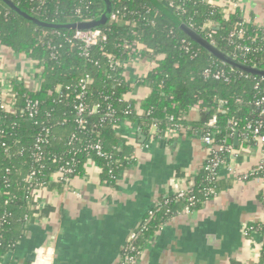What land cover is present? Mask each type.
Listing matches in <instances>:
<instances>
[{"label":"trees","instance_id":"1","mask_svg":"<svg viewBox=\"0 0 264 264\" xmlns=\"http://www.w3.org/2000/svg\"><path fill=\"white\" fill-rule=\"evenodd\" d=\"M23 12L47 24L69 25L100 20L106 13L105 0H11ZM111 14L121 12L123 22L110 20L93 29L107 35V42L86 50L74 39L77 29H46L34 25L14 13L0 0V44L17 54L25 55L37 68V89H30L22 79H12L10 86L15 95L17 113L0 108V263L20 241L18 225L28 222L31 215H46L51 209L41 208L33 192L41 187L65 186L54 183V173L62 167L71 168L72 178L82 176L91 161L101 171V183L112 187L132 163L126 155L125 142L116 129L122 120L135 121L147 132L152 125L160 131L170 127L194 126L206 131L209 121L217 119L216 143L236 149L234 138L247 132L249 124L262 122L264 116L256 102L264 96V77L234 69L211 55L191 40L181 25L192 26L222 52L248 66L258 64L264 71V27L244 25L246 35L237 34L244 18L238 10L228 18L217 7L204 0H109ZM181 6L180 11L169 4ZM80 12V14H79ZM111 16V15H110ZM211 24L204 30L205 25ZM191 44L189 51L183 41ZM139 43L146 50L143 59L154 61V68L137 84L148 87L151 94L138 106L125 97L131 92L125 68H111L110 59L129 63L137 55L126 45ZM247 49V51L245 50ZM223 73L225 79H206L204 72ZM90 77L84 101L90 110L99 105V113L84 115L87 125L76 123L80 101L81 82ZM260 86L256 90V85ZM1 90V86H0ZM37 104L36 114L28 111ZM198 107L200 122L186 117ZM113 113L114 117L106 115ZM127 112L129 114H127ZM236 124V126H234ZM41 145L45 159L37 161V140L46 138ZM73 136L76 139L73 141ZM102 143L107 158H101L91 149ZM256 144L253 137L245 142ZM120 146L123 147L121 150ZM126 153V154H125ZM56 157V160L54 158ZM36 171V181L27 182ZM210 175L202 170L196 178L193 195L199 200L197 208L208 202L206 189L211 187ZM218 189L219 182L216 183ZM168 201V205L164 202ZM185 201L169 197L143 219L135 245L141 251L148 240L172 219ZM170 211V213H168ZM30 215V216H29ZM259 232L264 236V224ZM259 264H264V251Z\"/></svg>","mask_w":264,"mask_h":264},{"label":"crops","instance_id":"2","mask_svg":"<svg viewBox=\"0 0 264 264\" xmlns=\"http://www.w3.org/2000/svg\"><path fill=\"white\" fill-rule=\"evenodd\" d=\"M223 10L229 0H209ZM240 12L251 24L264 27V0H242ZM210 28L212 25L207 24ZM150 61V60H149ZM151 63L126 70L131 92L126 96L141 106L150 96L148 87L135 80L146 76ZM35 63L0 44V86L22 79L37 89ZM199 109L186 117L200 122ZM116 133L123 138L131 165L114 186L101 183V171L89 163L84 174L68 186L53 185L34 199L48 214L31 215L18 225L20 241L0 264H34L37 250L53 247L54 264H119L128 239L162 199L194 187L208 151L194 126L145 132L139 123L122 120ZM239 153L232 167L239 173L255 169L260 144L243 143L236 135ZM121 150L123 149L120 146ZM53 182L58 180L52 177ZM220 187L214 199L191 212L180 207L170 221L148 240L138 264H259L264 236H244L247 227L264 223V183L239 182L228 169L220 170ZM30 216V215H29Z\"/></svg>","mask_w":264,"mask_h":264},{"label":"built area","instance_id":"3","mask_svg":"<svg viewBox=\"0 0 264 264\" xmlns=\"http://www.w3.org/2000/svg\"><path fill=\"white\" fill-rule=\"evenodd\" d=\"M205 3L211 5V6H216L212 1L209 0H204ZM242 0H229L228 1V6L223 10L224 17L228 18L230 15L236 13L240 8H242ZM169 7L172 9H176L180 11L182 7L175 6L173 3L169 4ZM218 7V6H217ZM80 14V12H79ZM124 15L121 14V12L117 11L111 14L110 20L112 22L116 23H121L123 22ZM93 21V20H92ZM85 22V21H84ZM86 22H91V21H86ZM251 24L249 21L246 19L244 20V24L241 25V28L239 29L237 34L232 35V38L235 35H238L240 38H244L246 35V30L244 28V25ZM194 30L192 26H189ZM209 28L208 25H205L204 30ZM74 39L78 42H80L83 47L88 51L93 47H96L100 44L106 43L107 42V35L103 30L100 29H91V30H77ZM213 45L214 43L211 42ZM184 48L186 51H189L191 48V44L188 43L186 40L183 41ZM126 49H129L133 54H136L137 57L133 60L130 61L129 63H122V62H116L114 59H110V65L111 68L119 67V68H125L128 70L131 66L134 65H141L142 63H151L153 66H155L154 61H149L146 59H143L140 55V52L143 50H146L145 46L139 43H133L132 45H126ZM247 51V49H245ZM260 54L264 53V47H262L259 50ZM254 66H250L252 68L258 69V64L253 62ZM243 64V63H242ZM245 66H248L246 64H243ZM144 76H140L139 78H142ZM204 77L206 79L209 78H214L217 80L220 79H226L224 72L223 73H213L211 70L207 69L204 72ZM135 80V83L137 80ZM91 83L90 77H87L84 79L81 84V92L78 94L77 99L80 101V103L76 107V111L78 114V118L76 120V123L80 128L85 127L87 125V120L86 117L84 116L87 111L91 115H95L99 113L100 106L95 105L93 106L90 110H88V106L86 105L84 98L86 96V90L88 85ZM29 87V86H28ZM30 88V87H29ZM260 86L259 84L256 85L255 89L259 90ZM127 100V98L125 97ZM128 101V100H127ZM37 104L30 105L28 107V111L34 115L36 114L37 110ZM256 106L261 109V115L264 116V96H262L257 102ZM0 108L5 111V112H13L17 113L18 110L20 109L17 106L15 95L13 94L12 88L10 85H8L6 88L4 87L3 89L0 90ZM195 109H198V107H195ZM127 114H129L127 112ZM107 118H112L114 117L113 113H109L106 115ZM236 126V124H234ZM175 128L181 127V126H174ZM173 127V128H174ZM263 129V124L262 122L249 124L247 127V132L242 135L243 139L245 142L249 141L250 136L253 137L254 141L257 144H260L262 146V152H261V159L259 165L248 172H243L239 173L235 170L234 167H232V164L235 162L236 158L239 157V153L236 149H233L231 147H226V146H219L216 143V133H217V119L213 118L209 121L207 125V130L206 131H200L202 135V141L204 145L207 148L208 151V157L205 161V164L203 166V170L209 173L210 175V184H212L211 187H208L205 192V196L209 199H214L217 194H218V186H216V183L219 182L220 180V170L221 169H228L230 172V175L235 176L239 182H245V181H257V182H262L264 183V134L262 133ZM49 135L47 134L46 138H39L37 140V149L39 154L36 155L37 161L42 162L45 159V156H43L42 152V147L41 145L48 144L49 140L47 139ZM76 139L75 136H73L72 140L74 141ZM93 151L97 153V155L101 158H107V154L104 151V146L102 143H98L96 145H93L91 147ZM55 161L56 157L54 158ZM89 163H92L91 161ZM88 163V164H89ZM36 171L32 172L30 176L27 179V182L29 184H33L36 181ZM74 171L71 168H65L62 167L59 170H57L53 177H56L58 181H61L64 183L65 187L68 186L71 182L72 179V174ZM45 188L41 187L39 189H35L36 191L33 192V197L34 199L40 197L39 193H41ZM176 200L178 201H185L187 203V207L185 208L186 212H191L193 211L199 202L198 199L193 195V187L187 188L186 190L178 192L175 196ZM169 202L166 201L164 202V205H168ZM160 205V204H159ZM170 213V211H168ZM264 223L257 224V225H252L249 226L245 229L244 231V236L246 238H251L254 234H260L259 232L261 231V225ZM140 228V226H139ZM139 228L135 230L133 233H131L128 242L126 246L124 247L120 259L119 264H138L140 257L142 256V251L137 248L135 245V242L137 241L139 237V233L143 232V229L138 232ZM264 251V245L262 247V252ZM261 252V254H262ZM54 257H55V250L53 247H44L39 250H37L36 255H35V261L34 264H54Z\"/></svg>","mask_w":264,"mask_h":264},{"label":"water","instance_id":"4","mask_svg":"<svg viewBox=\"0 0 264 264\" xmlns=\"http://www.w3.org/2000/svg\"><path fill=\"white\" fill-rule=\"evenodd\" d=\"M7 7H9L14 13L27 20L28 22L37 25L46 29H77V30H91L95 27H98L101 24H104L108 21L111 15V4L109 0H105L107 4L106 13L100 20L91 21V22H81L78 24H69V25H58V24H47L42 21L28 15L23 12L18 6L14 4L11 0H1ZM181 29L183 32L195 43H197L200 47L207 50L211 55L216 57L221 62L227 64L228 66L243 71L245 73L253 74L256 76L264 77V71L256 68H252L250 66H245L240 63L238 60L233 59L228 54L220 51L215 45L205 39L200 33L193 30L187 25H181ZM238 137V134H237Z\"/></svg>","mask_w":264,"mask_h":264}]
</instances>
